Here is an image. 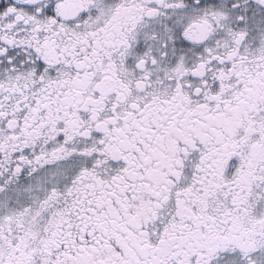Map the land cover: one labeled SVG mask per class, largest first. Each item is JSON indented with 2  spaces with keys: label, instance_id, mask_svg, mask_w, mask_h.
Listing matches in <instances>:
<instances>
[{
  "label": "snow or ice",
  "instance_id": "obj_1",
  "mask_svg": "<svg viewBox=\"0 0 264 264\" xmlns=\"http://www.w3.org/2000/svg\"><path fill=\"white\" fill-rule=\"evenodd\" d=\"M0 264H264V0H0Z\"/></svg>",
  "mask_w": 264,
  "mask_h": 264
}]
</instances>
